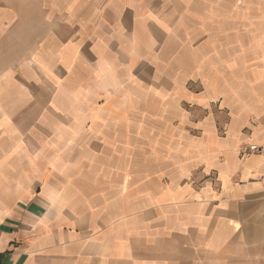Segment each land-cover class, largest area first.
Masks as SVG:
<instances>
[{
  "label": "crops",
  "instance_id": "1",
  "mask_svg": "<svg viewBox=\"0 0 264 264\" xmlns=\"http://www.w3.org/2000/svg\"><path fill=\"white\" fill-rule=\"evenodd\" d=\"M235 1L82 0L65 90L0 71V264H264V152L240 151L264 146V44ZM58 114L83 116L65 150Z\"/></svg>",
  "mask_w": 264,
  "mask_h": 264
},
{
  "label": "rangeland",
  "instance_id": "2",
  "mask_svg": "<svg viewBox=\"0 0 264 264\" xmlns=\"http://www.w3.org/2000/svg\"><path fill=\"white\" fill-rule=\"evenodd\" d=\"M81 5H83L82 0H73L72 6L69 5L68 0H0V11L9 10L10 12L9 22L5 24L6 28H10L9 34L0 35L1 38L3 37L0 40V63L3 62L5 65L4 67L0 66V71L4 69L5 73H9L11 81L20 80L23 82L24 80L28 95L29 93L33 94L34 91H44L39 88L40 85L34 84L35 76L42 77L41 85L44 87L48 76L56 72L60 85L62 78L64 79L67 73L69 75L70 71H67L65 67L54 65L56 62L53 48L72 37L65 32L66 24H69V20L65 18V12L69 9L79 10ZM95 5L96 0H86L87 9H93ZM176 5L167 4V12L176 11ZM233 5L231 7L230 4H227V6L218 4L217 9L246 12L247 18L241 20L244 23L242 25L247 30V35L244 37L248 38L250 44H264V0H236ZM171 17L177 21V13ZM105 25L107 26V24ZM50 29L57 30L58 34H49ZM90 73L91 70L89 73L83 72V70L82 74L80 72L81 75H90ZM76 76L74 72V77ZM23 77L25 78L23 79ZM64 86V84L60 85L59 91L65 90ZM38 100L43 108L44 132V129H46L44 127L48 128L49 126L48 114L45 112H48L50 100L44 98V95ZM64 101V99H59V102L64 103ZM44 117L47 119L44 120ZM67 118H69V121H67ZM72 122L81 124L83 116L58 114L59 128L57 133L60 150H65L66 146L64 144L68 139V131L65 128L67 123ZM46 132L48 133V130ZM69 148L74 149V151L79 149L72 147V145Z\"/></svg>",
  "mask_w": 264,
  "mask_h": 264
},
{
  "label": "built area",
  "instance_id": "3",
  "mask_svg": "<svg viewBox=\"0 0 264 264\" xmlns=\"http://www.w3.org/2000/svg\"><path fill=\"white\" fill-rule=\"evenodd\" d=\"M241 158L247 160L252 155L262 154L264 152V146L254 142L244 144L241 149ZM264 181V176L262 177Z\"/></svg>",
  "mask_w": 264,
  "mask_h": 264
}]
</instances>
